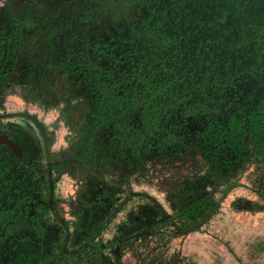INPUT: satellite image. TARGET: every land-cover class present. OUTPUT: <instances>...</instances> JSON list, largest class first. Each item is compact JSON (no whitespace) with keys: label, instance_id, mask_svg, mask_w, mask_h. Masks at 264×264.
<instances>
[{"label":"trees","instance_id":"1","mask_svg":"<svg viewBox=\"0 0 264 264\" xmlns=\"http://www.w3.org/2000/svg\"><path fill=\"white\" fill-rule=\"evenodd\" d=\"M112 1L117 10L109 25L102 9ZM35 5L22 13L1 9L0 89L15 82L17 71L23 77L16 82H24L21 49L33 21L36 40L55 50L59 73L82 107L78 157L97 152L104 165L126 162L135 170L151 153L191 156L207 167L204 185L212 168L230 177L247 158L248 144L264 162V0H84L61 12ZM105 25L114 27L109 35ZM6 153L0 147V264H75L77 258L90 264V250L100 260L103 250L90 230L70 251L40 213L31 214L33 172L26 164L12 167ZM262 178L260 186L264 170ZM179 198L175 217L163 222L199 218L215 204L201 185ZM247 203L231 205L259 208Z\"/></svg>","mask_w":264,"mask_h":264},{"label":"rangeland","instance_id":"2","mask_svg":"<svg viewBox=\"0 0 264 264\" xmlns=\"http://www.w3.org/2000/svg\"><path fill=\"white\" fill-rule=\"evenodd\" d=\"M83 1L0 0V13L5 6L22 13L31 10L33 3L37 10L61 12ZM112 4L102 9L109 25L117 10ZM109 25L104 26L106 35L114 30ZM36 29L30 22L21 49L24 82H16L23 77L17 71L15 82L0 89V132L21 129L34 137L33 176L28 180L32 189L27 190L32 195L37 191L35 195L46 201L34 210L59 233L58 242L66 239L64 247L71 251L85 241L84 229L90 230L103 250L100 260L90 250L86 255L90 264H264V186H260L264 162L251 155L250 144L247 158L230 177L224 175L225 169L212 168L206 185L202 177L207 167L191 156L171 160L151 153L135 170L126 162L104 165L97 152L88 159L78 157L74 143L83 127L82 107L59 73L58 55L36 40ZM38 53L42 60L32 64ZM102 136L98 134L99 139ZM6 154L12 167L25 164ZM51 181L52 201L47 200ZM200 185L213 195L212 212L163 222L178 212L175 199ZM2 195L3 200L6 194ZM235 199L259 208H234ZM84 220L87 225L82 228ZM75 264H81L79 258Z\"/></svg>","mask_w":264,"mask_h":264},{"label":"flooded vegetation","instance_id":"3","mask_svg":"<svg viewBox=\"0 0 264 264\" xmlns=\"http://www.w3.org/2000/svg\"><path fill=\"white\" fill-rule=\"evenodd\" d=\"M6 133L8 135V138L13 140L14 142H16V144L18 145V147L20 148L21 151V155L18 156L16 155L12 150H10L9 148H7L3 143H0V147L3 148L4 150H7V153H11L12 155H14V157L18 160L21 161L22 163H25L27 166H31V157L33 156L32 153L35 150V139L34 137L31 135H27L26 132L24 130L21 129H5L4 131L0 132V134ZM32 155V156H31ZM49 165V164H48ZM38 171L41 172V169H36ZM47 175L50 178V172L47 171ZM51 191L48 195L47 200H51L52 201V181H51ZM1 190V189H0ZM37 191H35L36 193ZM35 193L32 195L31 193V197L33 198V200L31 202H29V205L31 207V214L34 210V207L36 204H40L43 205L44 203H46V201L39 199L37 195H35Z\"/></svg>","mask_w":264,"mask_h":264},{"label":"water","instance_id":"4","mask_svg":"<svg viewBox=\"0 0 264 264\" xmlns=\"http://www.w3.org/2000/svg\"><path fill=\"white\" fill-rule=\"evenodd\" d=\"M0 143H3L7 148L12 150L16 155L20 156V148L13 140L8 138L6 133L0 134Z\"/></svg>","mask_w":264,"mask_h":264}]
</instances>
